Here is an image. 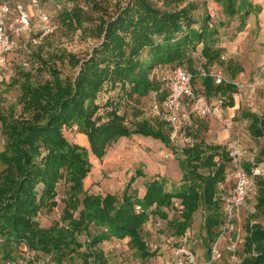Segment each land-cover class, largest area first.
<instances>
[{
  "label": "trees",
  "instance_id": "trees-1",
  "mask_svg": "<svg viewBox=\"0 0 264 264\" xmlns=\"http://www.w3.org/2000/svg\"><path fill=\"white\" fill-rule=\"evenodd\" d=\"M71 1L75 2L74 7L64 9L59 20L74 31L89 18L85 7L102 11L97 0ZM214 1L222 4L231 18L236 15L245 18L254 9L249 0ZM196 9L194 0L118 3L116 12L110 16L104 12L93 29L102 42L90 56L80 59L63 52L45 57L41 52L44 70L41 73H48V78L33 80L32 72L26 71L29 66L22 67L26 72L21 73L20 80L13 74L12 84L19 85L21 94L17 104L0 110V130L5 141L4 148H0V264H21L15 257L20 248H25L29 256L33 253L48 257L50 264H74L78 259L83 264H108L99 246L111 238H129V244L143 259H151L157 253L146 241L147 225L161 230L164 222H168L174 237L183 240L186 234H191L195 214L200 210L206 212V247L218 241L227 223L225 192L230 194L233 188L230 182H234L229 149L198 136L193 143L178 148L172 145L178 138H171L173 129L161 116L153 112L160 119L157 125L144 119L129 126L126 115L119 111L118 101L110 97L105 104L101 103L102 95L110 90L151 99L157 94L158 101L163 103L168 88H162L151 73L161 66L178 67L193 60L190 50L198 44L203 45L202 53L208 64L218 62L221 49L215 47L214 39L218 31L215 33L206 24L195 29ZM40 46L41 43L36 48ZM53 58H68L78 71L63 77L50 61ZM23 61L29 63L27 58ZM8 73L5 68L6 77ZM203 84L205 94L225 98L223 107L235 106V85H216L211 76ZM103 107L111 109L101 115ZM242 117L251 120L250 133L261 139L258 158L264 161V117L246 111ZM192 118L201 117L191 112L179 135L187 124L200 129L201 125L192 123ZM74 127L87 146L73 143L65 136L64 130ZM136 136L170 148L179 164L181 179L173 182L160 174L137 171L122 191V197L116 191L88 188L94 167L91 157L103 159L120 139ZM138 178L144 181L135 188ZM62 182L66 196L60 221L42 227L39 216L59 206L58 187ZM253 195L254 213L259 220L247 227L246 256L240 264H264V176L256 178Z\"/></svg>",
  "mask_w": 264,
  "mask_h": 264
},
{
  "label": "rangeland",
  "instance_id": "rangeland-1",
  "mask_svg": "<svg viewBox=\"0 0 264 264\" xmlns=\"http://www.w3.org/2000/svg\"><path fill=\"white\" fill-rule=\"evenodd\" d=\"M28 11L33 15L34 32L41 34V25L37 18V10L32 4V0H22ZM127 0H97L102 6V11L98 12L85 7L88 11V20L83 22V26L76 31L63 25L59 20V15L64 9H71L75 2L71 0H38V8L46 11L50 19L56 26L54 32L45 36L42 39L41 46L36 48L33 46L28 49V52L11 53L8 57V65L6 70H9V76L0 82V110H6L11 105L17 104L18 97L21 94L19 85L12 84L13 74L15 78L21 79V73L30 71L33 75V80H42L48 78L49 74L43 72V64L41 62L42 53L45 57L59 56L61 53L74 54L80 59L90 56L95 47L102 41L93 29L99 23V19L103 13H108V16L116 12L118 3H125ZM197 9L193 12L194 18L198 21L194 25L195 29H201L204 24L208 25L213 31H218L215 39V47L221 49V58L218 62L210 65L205 60L202 49L203 45L198 44L197 47L191 48L190 57L193 60L185 61L181 66L194 75L193 87L196 93L205 94L203 84L204 78L202 71L206 73L221 74L223 83L221 85H235L234 99L239 105V110L233 114V110H228L227 106L223 107V111L218 116L201 118H192V123L201 125L200 129L184 125L178 139L172 141V145L182 148L187 144L194 142L196 136L204 138L208 143L221 142L227 149L237 142L244 148L248 149V154L245 156V167L248 172L251 171V164L247 163L249 157L258 155L263 145L261 139H256L252 136L249 130L251 124L250 119H244L242 112H253L264 117V0H249L254 9L245 17L239 15L231 18L225 11L224 6L214 0H194ZM160 3V2H159ZM80 5L84 6L83 1ZM186 5V4H184ZM106 15V14H104ZM210 16V20H206ZM27 36L25 35L24 39ZM23 58L29 61L28 69L22 70ZM53 66L60 70L63 77L73 76L78 71V68L73 67L68 58L51 59ZM171 66H161L151 73V78L156 77L162 84V88L167 89V82L162 79ZM212 77V76H211ZM214 83L218 85L217 78L212 77ZM118 90H110L107 94L102 95V104H105L108 98H113L118 101L119 111L126 115V122L129 126L144 119L150 120L157 125L160 122L158 116H155L151 108L150 96L129 97L120 95ZM207 95V94H205ZM217 94L208 97L214 98ZM223 95L229 98L228 93ZM228 103V102H227ZM20 105L17 106L19 111ZM111 107H103L99 111L101 115L104 111L110 110ZM234 115V116H233ZM212 128V131H210ZM169 131V128H166ZM65 136L73 143L86 145L84 138H81L77 128H66ZM86 143V144H85ZM4 136L0 130V148H4ZM87 146V145H86ZM158 154L160 156H158ZM251 155V156H250ZM93 162V171L87 181V187L100 192H117L122 197V191L129 183L131 176L136 175L137 171L146 173L147 163L164 164L166 168V176L168 180L178 182L180 180L181 171L177 160L172 155V150L159 141L146 139L136 136L130 139L122 138L114 144L103 159H95L91 157ZM144 179L140 178L134 185L135 188L143 183ZM230 186H234V182H230ZM171 186H169L170 188ZM132 191V190H131ZM227 196L229 193L225 192ZM66 196V187L62 182L58 187L59 206L52 212L43 211L39 216V221L42 227H50L55 222L60 221L64 210L63 200ZM255 198L252 194L246 204L239 210L238 217L235 221L234 228L227 230L224 236H220L218 242L222 251V258L213 260L211 257V244L208 248L204 242L205 238V217L206 212L200 210L195 214L194 221L191 226V234L187 240H179L174 237L173 229L164 222L161 230L156 229L152 224L147 225L145 238L152 251H156L157 255L151 259H143L129 244V238L120 240L111 238L104 241L99 248L102 249L108 260V264H173L176 257V251L185 247L191 249L197 255L198 264H240L246 256L245 239L247 236V227L251 223L257 222L259 219L255 217ZM263 221V219H261ZM223 233V231H222ZM217 243V242H216ZM25 248H20L15 253V257L21 264H50L48 257L43 255L29 256ZM67 264V263H65ZM74 264H83L81 259H78Z\"/></svg>",
  "mask_w": 264,
  "mask_h": 264
},
{
  "label": "built area",
  "instance_id": "built-area-1",
  "mask_svg": "<svg viewBox=\"0 0 264 264\" xmlns=\"http://www.w3.org/2000/svg\"><path fill=\"white\" fill-rule=\"evenodd\" d=\"M32 4L37 10V18L41 25L40 35L36 31L34 32L33 15L22 1L0 2V82L6 79L5 68L9 63L8 57L11 53L26 51L30 46L39 45L42 39L54 32L56 28L48 13L38 8V0H32ZM25 35L26 39H24ZM28 64L23 61V66L27 67ZM208 76L217 78L218 84L223 83L224 79L221 74L211 75L203 70L202 77L205 79ZM162 80L167 82L168 95L163 103H160L157 94H154L151 99V108L155 114L161 116L171 125L172 139L178 138L181 125L190 119L191 112L201 118H206L218 116L223 111L225 98L213 99L205 94L196 93L193 87L194 75L186 69L182 67L170 68ZM229 154L234 164L231 174L234 186L225 200L227 223L222 236L232 228L239 210L256 192V178L264 176V162L258 161L257 155L249 157L251 171H247L244 158L248 151L239 143L235 142L229 147ZM187 238L188 234L185 235L184 240ZM211 257L215 261L222 258L218 241L211 247ZM173 264H198L197 255L193 250L183 246L176 251Z\"/></svg>",
  "mask_w": 264,
  "mask_h": 264
},
{
  "label": "crops",
  "instance_id": "crops-1",
  "mask_svg": "<svg viewBox=\"0 0 264 264\" xmlns=\"http://www.w3.org/2000/svg\"><path fill=\"white\" fill-rule=\"evenodd\" d=\"M7 0H0V2H5ZM17 1H22V0H16ZM23 2V1H22ZM29 10V9H28ZM31 13V11H29ZM228 110H233V114L235 113L236 110H239V105L236 104V101H235V106L234 107H228ZM234 116V115H233ZM212 131V128L211 130ZM218 144H222L221 142H219ZM158 156H160L158 154ZM166 168L164 164H161V163H158V164H154L153 161L151 160V163H147V168H146V173L149 174V175H162V176H166ZM182 177V174L180 176V179ZM140 178H138L139 180ZM137 180V182H138ZM136 182V183H137ZM141 185H139L140 187ZM138 188V187H137ZM233 226V225H232ZM232 230V229H231Z\"/></svg>",
  "mask_w": 264,
  "mask_h": 264
}]
</instances>
